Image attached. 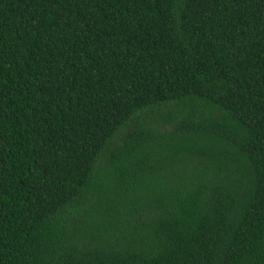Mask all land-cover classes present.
<instances>
[{"label": "trees", "instance_id": "1", "mask_svg": "<svg viewBox=\"0 0 264 264\" xmlns=\"http://www.w3.org/2000/svg\"><path fill=\"white\" fill-rule=\"evenodd\" d=\"M0 264H264V0H0Z\"/></svg>", "mask_w": 264, "mask_h": 264}]
</instances>
